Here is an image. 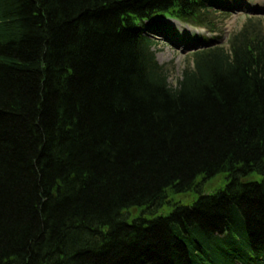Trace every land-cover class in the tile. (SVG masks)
I'll list each match as a JSON object with an SVG mask.
<instances>
[{
  "label": "trees",
  "instance_id": "trees-1",
  "mask_svg": "<svg viewBox=\"0 0 264 264\" xmlns=\"http://www.w3.org/2000/svg\"><path fill=\"white\" fill-rule=\"evenodd\" d=\"M228 8L0 0V264H264L259 20L194 50L174 87L150 38L172 36L163 19L215 32Z\"/></svg>",
  "mask_w": 264,
  "mask_h": 264
},
{
  "label": "rangeland",
  "instance_id": "rangeland-1",
  "mask_svg": "<svg viewBox=\"0 0 264 264\" xmlns=\"http://www.w3.org/2000/svg\"><path fill=\"white\" fill-rule=\"evenodd\" d=\"M228 9L214 11L213 23L215 32H210L205 28H195L187 24H183L170 19H163L159 21L166 24V31L174 36L168 34L161 29L156 34H150V38L154 41V52L156 59L160 65H163L167 70L168 82L171 86H175L181 77V73L185 67L186 58L190 54L204 45L214 42L215 45H225L227 47V40L230 35L238 32L249 16L256 17V22L264 30V0H225ZM257 25V23H256ZM195 37H203L206 40L200 41ZM191 40V42H189ZM259 176L250 175L243 178V182L258 180ZM225 183L224 175L218 174L203 185L204 193H211ZM196 198V194H176L170 196L174 202L181 204H189ZM171 207L164 206L159 214L166 215ZM133 214H137V209H132Z\"/></svg>",
  "mask_w": 264,
  "mask_h": 264
}]
</instances>
